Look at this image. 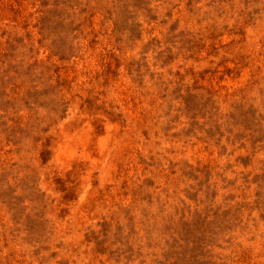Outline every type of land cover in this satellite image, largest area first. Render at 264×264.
I'll use <instances>...</instances> for the list:
<instances>
[{
    "label": "rangeland",
    "instance_id": "1",
    "mask_svg": "<svg viewBox=\"0 0 264 264\" xmlns=\"http://www.w3.org/2000/svg\"><path fill=\"white\" fill-rule=\"evenodd\" d=\"M0 264H264V0H0Z\"/></svg>",
    "mask_w": 264,
    "mask_h": 264
}]
</instances>
